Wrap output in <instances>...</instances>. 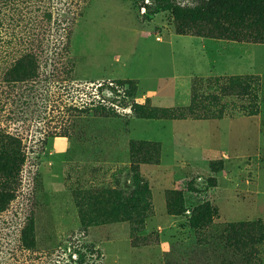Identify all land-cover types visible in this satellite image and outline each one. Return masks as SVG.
<instances>
[{
	"label": "rangeland",
	"instance_id": "374dc122",
	"mask_svg": "<svg viewBox=\"0 0 264 264\" xmlns=\"http://www.w3.org/2000/svg\"><path fill=\"white\" fill-rule=\"evenodd\" d=\"M244 4L231 26L156 0H0V56L38 63L2 95L25 157L0 264H264L259 230L228 229L264 224V0Z\"/></svg>",
	"mask_w": 264,
	"mask_h": 264
},
{
	"label": "trees",
	"instance_id": "16d2710c",
	"mask_svg": "<svg viewBox=\"0 0 264 264\" xmlns=\"http://www.w3.org/2000/svg\"><path fill=\"white\" fill-rule=\"evenodd\" d=\"M157 5L161 10L171 8L177 14L188 18H205L214 19L215 17L223 21L224 25L229 24L231 26L240 25L242 18L247 11L252 10L250 6H245V2L249 0H199L194 6H178L175 5L174 0H156ZM260 0H257V2ZM182 33V32H181ZM7 49V48H6ZM7 51V50H5ZM10 54L5 52L0 56V109L2 105V95L4 86L15 88L16 84L25 83L28 85L32 83L38 76V63L36 61V53H33L30 49H24L20 51L16 56L9 60ZM9 93V92H8ZM15 97L16 94H13ZM15 99V98H14ZM138 117H152L147 116L144 113L138 115ZM21 140L15 138L13 134H9L5 131L0 124V211L3 209V204L6 200L12 197L15 185L19 180L21 173V165L23 164L24 155L20 147ZM157 144L149 143L145 140L130 141L131 157L139 156L140 151L147 152L146 147H152L154 153L158 156ZM32 222L27 226L23 233L22 242L26 248L34 247V232ZM250 228L251 230H259L261 235L256 242L262 243L264 241V224L260 222L252 223H237L229 226V231L241 230V228Z\"/></svg>",
	"mask_w": 264,
	"mask_h": 264
},
{
	"label": "crops",
	"instance_id": "0c3cea01",
	"mask_svg": "<svg viewBox=\"0 0 264 264\" xmlns=\"http://www.w3.org/2000/svg\"><path fill=\"white\" fill-rule=\"evenodd\" d=\"M187 35V34H186ZM190 36V39H193V42H191V44H194V43H196L197 41H201V40H199V39H204V38H202V37H198V36H194V35H189ZM200 43V42H199ZM202 43V42H201ZM202 46V51H203V45H201ZM205 54V53H204ZM129 79H136L137 80V78H129ZM137 82H138V80H137ZM186 89V91H184ZM182 90H183V93H185V94H187L188 93V91H187V87L186 86H183L182 87ZM141 97L142 98H144V95H141ZM147 97H145L144 99H143V101H145V99H146ZM149 98V97H148ZM137 118H141L142 120H152V121H154V123H158V124H161L163 127H166V125L168 124V126L170 125L169 123H173L174 122V120H172V119H165V118H157V117H136V116H134V117H131V119H137ZM130 119V120H131ZM149 120V121H150ZM171 134H172V132H174V128H173V126H171ZM129 135H130V138L131 139H152V140H157V139H155V138H153V137H150V136H148L147 134H140V135H136V138L135 137H132L133 135L131 134V131H129ZM159 141H162V140H160V139H158Z\"/></svg>",
	"mask_w": 264,
	"mask_h": 264
}]
</instances>
